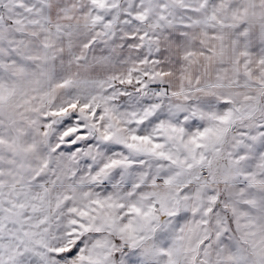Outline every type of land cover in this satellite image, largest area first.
Listing matches in <instances>:
<instances>
[{
    "label": "snow or ice",
    "instance_id": "obj_1",
    "mask_svg": "<svg viewBox=\"0 0 264 264\" xmlns=\"http://www.w3.org/2000/svg\"><path fill=\"white\" fill-rule=\"evenodd\" d=\"M0 264H264V0H0Z\"/></svg>",
    "mask_w": 264,
    "mask_h": 264
}]
</instances>
